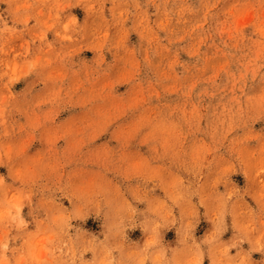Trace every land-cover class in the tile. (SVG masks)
Here are the masks:
<instances>
[{"label":"rangeland","instance_id":"rangeland-1","mask_svg":"<svg viewBox=\"0 0 264 264\" xmlns=\"http://www.w3.org/2000/svg\"><path fill=\"white\" fill-rule=\"evenodd\" d=\"M0 264H264V0H0Z\"/></svg>","mask_w":264,"mask_h":264}]
</instances>
